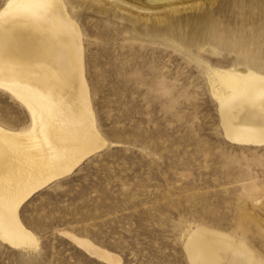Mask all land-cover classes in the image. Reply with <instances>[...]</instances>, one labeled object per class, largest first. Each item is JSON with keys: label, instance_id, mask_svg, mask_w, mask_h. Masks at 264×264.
<instances>
[{"label": "rangeland", "instance_id": "rangeland-1", "mask_svg": "<svg viewBox=\"0 0 264 264\" xmlns=\"http://www.w3.org/2000/svg\"><path fill=\"white\" fill-rule=\"evenodd\" d=\"M64 2L107 145L23 202L38 245L0 240V264H190L184 241L196 226L242 239L264 260V145L226 137L208 84L214 68L264 74V0H201L146 19L113 0ZM28 122L0 89V125Z\"/></svg>", "mask_w": 264, "mask_h": 264}, {"label": "bare ground", "instance_id": "bare-ground-1", "mask_svg": "<svg viewBox=\"0 0 264 264\" xmlns=\"http://www.w3.org/2000/svg\"><path fill=\"white\" fill-rule=\"evenodd\" d=\"M113 1L126 11L140 10L146 19L148 12L164 18V7L201 0ZM208 84L226 137L264 145V74L214 68ZM0 89L29 116L22 127L0 125V240L37 247L36 235L20 218L23 202L107 145L89 99L81 31L64 0H6L2 5ZM69 236L100 259H120L88 239ZM184 250L190 264H264L242 239L205 226L187 233Z\"/></svg>", "mask_w": 264, "mask_h": 264}]
</instances>
